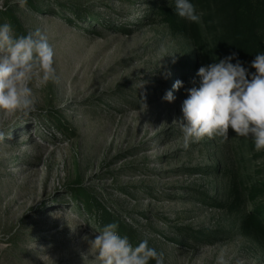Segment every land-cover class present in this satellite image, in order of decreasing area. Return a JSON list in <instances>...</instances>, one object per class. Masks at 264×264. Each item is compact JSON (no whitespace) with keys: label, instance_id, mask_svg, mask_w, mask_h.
Returning <instances> with one entry per match:
<instances>
[{"label":"rangeland","instance_id":"1","mask_svg":"<svg viewBox=\"0 0 264 264\" xmlns=\"http://www.w3.org/2000/svg\"><path fill=\"white\" fill-rule=\"evenodd\" d=\"M190 2L199 24L180 18L174 0H0V25L11 11L26 33L47 36L57 74L30 85L35 112H0V264H99L90 241L100 231L73 196L78 186L165 264H217L221 247L227 264H264V195L249 189L264 183V150L231 129L226 141L185 148L173 122L213 62L199 47L208 51L214 18Z\"/></svg>","mask_w":264,"mask_h":264},{"label":"clouds","instance_id":"2","mask_svg":"<svg viewBox=\"0 0 264 264\" xmlns=\"http://www.w3.org/2000/svg\"><path fill=\"white\" fill-rule=\"evenodd\" d=\"M17 3L23 8L27 0ZM174 7L180 18L201 23V15L190 0H174ZM234 57L235 53L201 66L197 71L199 87L187 89L183 118L173 121L180 123L185 148L205 137L219 136L226 141L231 129L236 136L251 137L256 152L264 150V53L255 55L251 62L254 73L239 60L233 64ZM53 65L54 50L39 29L17 36L12 24L0 25V112L24 116L35 112L37 98L30 85L35 82V87L41 88L56 82ZM183 86V81L177 80L173 89ZM162 99L173 102V91H167ZM4 139L5 131L0 127V141ZM118 227L116 222L108 223L90 241L99 264H149L151 260L165 264L163 252L158 253L147 240L134 247L128 236L118 234ZM226 252V248H220L217 264H227Z\"/></svg>","mask_w":264,"mask_h":264},{"label":"trees","instance_id":"3","mask_svg":"<svg viewBox=\"0 0 264 264\" xmlns=\"http://www.w3.org/2000/svg\"><path fill=\"white\" fill-rule=\"evenodd\" d=\"M198 1L204 9L211 11V15L214 18L213 24L207 27L208 32L211 34V40L207 44L208 51H205L206 47L201 44L199 47V50H201L199 55L201 57L204 56L209 61L212 58V63H216L235 53V57L231 62L235 64L239 60L242 66L248 69L249 73H254L255 69L251 68V62L255 59V55L264 53V0ZM160 15L171 17L170 12L167 13L164 9H157L155 17ZM3 16L5 20L14 26L17 36L27 34L13 12L8 11L3 13ZM172 26H175L173 21ZM201 33L202 31L197 27L191 31V36L197 38ZM56 125L63 126V123L57 121ZM262 186H264L263 180H259L256 184L252 183L250 185L249 189L256 198L264 195ZM73 196L77 201L82 203L83 210L87 215L96 220L99 231H102L103 227L108 223L116 222L119 225L117 229L118 234L128 236L134 247L138 246L141 242L136 231H133L125 223L113 217L81 186H78L74 190ZM209 204L215 208H221L222 206L218 202H210ZM256 205L258 210L264 213V203L258 202ZM256 216L259 215L257 214ZM252 220L258 222L259 217L256 218L253 216ZM149 263H155V261L151 260Z\"/></svg>","mask_w":264,"mask_h":264}]
</instances>
